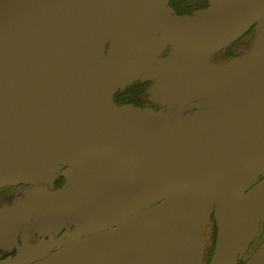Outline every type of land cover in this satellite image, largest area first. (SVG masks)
Instances as JSON below:
<instances>
[{
    "label": "water",
    "instance_id": "95a60500",
    "mask_svg": "<svg viewBox=\"0 0 264 264\" xmlns=\"http://www.w3.org/2000/svg\"><path fill=\"white\" fill-rule=\"evenodd\" d=\"M165 1L0 0V177L22 169L8 186L37 185L54 182L63 170L60 176L67 183L57 192L41 188L27 193L21 204L24 248L0 264H28L65 244L62 235L31 247L26 232L33 219L36 231L53 233L68 223L77 234L135 221L137 226L109 240L111 254L143 239L142 264H150L149 251L167 259L183 242L188 264H201V242L212 213L218 230L211 264L238 263L245 240L246 194L264 174V111L195 115L238 95L248 84L264 82V0H209L199 14L176 17L169 15ZM255 25L257 34L247 54L219 70L205 69L209 59ZM138 27L140 32L131 33ZM114 31L113 59L97 71V60ZM146 41L152 42L150 47L138 52ZM172 42L177 44L174 53H190L201 63L209 76L204 83L217 97L191 116L168 118L121 114L101 100ZM88 64L94 65L93 76L84 82ZM93 97L98 106L90 103ZM152 153H166V158L143 167L141 157ZM54 155L63 157L40 163ZM74 156L117 161L94 168L82 165L80 172ZM209 187L215 192L193 244L173 202ZM171 217L182 233L185 228V235H177L171 247H160L153 232Z\"/></svg>",
    "mask_w": 264,
    "mask_h": 264
},
{
    "label": "rangeland",
    "instance_id": "374dc122",
    "mask_svg": "<svg viewBox=\"0 0 264 264\" xmlns=\"http://www.w3.org/2000/svg\"><path fill=\"white\" fill-rule=\"evenodd\" d=\"M165 3L169 4V6L167 7L169 10V15L176 17L177 15L175 11L170 6V0H166ZM140 30H142V27L136 28L131 33L140 32ZM251 30H254L253 36L251 38V46H249L246 51H244L236 58L219 63L214 59L224 50L220 51L219 53L215 54L212 59H209V63H207L205 69L207 71L219 70L220 68L224 67L226 62L237 60L247 54L253 46V42L257 34V25L253 26ZM116 38L117 33L115 31L109 35L104 45V52L97 60V71L103 70L113 59ZM154 38H156V36ZM169 45L175 46L177 48L176 42H172ZM181 46L187 47V45H184L183 43L181 44ZM175 47L170 48L172 53L168 59L159 61L157 60V58H155L153 62L150 63V65H148L144 69H141L140 73L132 77L126 84H122L112 93L104 94L101 100L104 103L112 106L121 114L136 116L139 118H168L167 116L185 117L195 114L201 109L199 106L198 108H195V106L204 102H210L217 96H214L212 90L207 88L204 83V79L209 76L204 73L203 66L200 65L201 63L199 61H193L189 56L191 55L190 53H174L177 50L175 49ZM190 48L193 47L191 46ZM157 57H159V55ZM99 62V65H102L101 67H98ZM137 82L142 83V92L140 93V97L133 98L131 101L127 100L124 103H121V106L119 107L113 105V95L116 91H119L121 89L128 90ZM146 102L147 105L143 106ZM100 157L106 156H91L89 158L74 156L73 158L76 161L75 164H80V172H83L82 165L84 167L94 168L96 166H102L104 162L108 161L109 159L113 162L117 161L112 157L104 159ZM68 167L69 166H64L63 169L69 170ZM88 170L90 175L95 174L93 170ZM62 172L63 170L57 171L55 175H60ZM80 180H83L81 176ZM65 187H67L66 181L61 190L65 189ZM38 189H41L40 184L33 185V188L31 190L33 192L34 190ZM214 192L215 190L212 187H209L173 202L174 208L183 215V220L187 232L193 233L199 223H201L200 217L202 216V213L206 208L209 200H211ZM24 198L25 196H21V198H19V200H17L15 203L8 207L6 206V208L0 211V252L5 251V248L8 245V242L6 243L8 239H12L14 240L13 242L18 244V235L24 221L22 220L23 217H21L23 216L24 212V210L21 209V204L23 203L22 200H24ZM186 206L194 207L196 209V213L194 211H191L190 209H187ZM35 223L38 228L36 221ZM121 225L109 228L105 227L101 229H94L81 234L76 233L75 235H72L71 242L69 244H63L60 248L54 250V252H50L44 256L37 257L36 259L30 261L28 264H134L142 255L141 252L143 251V248L145 246L143 239L132 243L130 248H123L122 250H125L123 252L120 251L111 254L109 248H107L109 247L107 243L114 237L113 235H117L118 233H120L119 227ZM179 226L180 225L178 221L172 217L169 218L166 222L157 226L155 231L153 232V235H158L156 240L157 245H159L160 247H171L173 244V239H175L177 235H183ZM31 229L35 230L33 225ZM45 234L46 235H44V232H35V235H39L40 238H42L43 236H54L47 235L51 233ZM177 248L178 249L175 251V253L167 259L157 258L156 250L149 251L147 258L148 263L188 264L190 254L186 246L182 242ZM17 250L18 254H20L22 248L20 247ZM191 255L193 256V252H191ZM11 259L12 258H6L5 260H0V262L8 261Z\"/></svg>",
    "mask_w": 264,
    "mask_h": 264
},
{
    "label": "flooded vegetation",
    "instance_id": "af4514ba",
    "mask_svg": "<svg viewBox=\"0 0 264 264\" xmlns=\"http://www.w3.org/2000/svg\"><path fill=\"white\" fill-rule=\"evenodd\" d=\"M193 1L190 3L191 8L190 9H183V8H174L172 5V0H170L171 8L175 11L176 15H182V16H188V15H195L199 11L205 10L203 7L207 4L208 0L202 1L201 3L198 2V0H190ZM183 10H188L189 12L183 13ZM254 30H249L241 39L237 40L233 44H231L227 49H225L223 52H221L214 60L216 62H224L227 60H231L233 58L238 57L240 54H242L244 51H246L249 46H251V38L253 36ZM171 47L168 45L165 50L159 54V57H157V60L163 61L169 58L171 55ZM174 49V48H172ZM175 49H177L175 47ZM141 85L142 83L137 82L135 85ZM135 96L128 99V101H131L133 98L140 97ZM140 100V99H139ZM143 101V100H141ZM147 105V102L144 103L143 106ZM202 105L199 104L195 106V108H198ZM65 185V179L62 176H58L54 182L49 183H41V188L48 189L53 192H57L62 189V187ZM33 188V185H17V186H8L0 189V211L6 208V206H10L13 203H15L21 196H26L28 192H31ZM247 206H246V215H245V224H244V232L243 237L245 240L243 241L241 245V250L238 258L237 264H264V174L259 176L256 182L249 188L247 191ZM187 209H190L191 211L196 210L192 206H186ZM174 210V209H173ZM170 211H172L170 209ZM175 211V210H174ZM176 212L178 213L179 217L183 219V215L176 209ZM36 221V220H35ZM34 219L31 221L27 228L26 232V238L31 247L38 246L44 243L53 242L62 235H65L64 243L69 244L71 241L67 242L66 240L70 238L72 235L76 234V227L73 225L71 228L68 223H63L60 228L55 233L47 234V235H54V236H48V237H42L40 238L39 235H35L37 226ZM26 224L24 223L22 225V228L19 232V239L18 244L13 242L12 239L8 240V245L5 248V251L0 252V260H5L6 258H15L18 255V248H24V240H23V227ZM34 226L35 230H32L31 227ZM137 222L133 221L130 223L122 224L119 227V232L117 235H121L135 226H137ZM118 230V229H117ZM217 220L215 218V214L212 213L211 218L207 224V228L205 231V234L203 236L202 242H201V248H200V257L199 262L201 264H211L215 246L217 242ZM201 232V231H200ZM198 231H194L193 233H190V235H193V244L197 243L198 236L200 234ZM184 234V231H183ZM44 235H46L44 233ZM185 235V234H184ZM56 250V249H55ZM54 252V250L52 251ZM143 255L139 257V259L134 264H142Z\"/></svg>",
    "mask_w": 264,
    "mask_h": 264
},
{
    "label": "bare ground",
    "instance_id": "6f19581e",
    "mask_svg": "<svg viewBox=\"0 0 264 264\" xmlns=\"http://www.w3.org/2000/svg\"><path fill=\"white\" fill-rule=\"evenodd\" d=\"M136 7L137 4H135L128 12H130L131 10H135ZM151 43V41L141 42L137 51L140 52L148 49ZM93 67L94 65L91 67V64H88L85 70L83 71L81 78L84 82H87L92 78ZM238 93V95H233L220 101L211 110L200 111L195 116L199 117L215 112H228L231 110H239L245 113L264 111V82L248 84L246 87H243L242 90H239ZM90 103L93 106H98V102L94 97L90 99ZM62 157V155L50 156L42 159L40 163L48 164L57 161ZM141 158H143V162L141 163L143 167H152L154 163L160 161L162 158H166V153H152L149 155H144ZM22 172V169H17L0 177V189L10 185L13 181L12 179L14 177L20 176Z\"/></svg>",
    "mask_w": 264,
    "mask_h": 264
},
{
    "label": "trees",
    "instance_id": "16d2710c",
    "mask_svg": "<svg viewBox=\"0 0 264 264\" xmlns=\"http://www.w3.org/2000/svg\"><path fill=\"white\" fill-rule=\"evenodd\" d=\"M202 1H205V0H198V2H202ZM193 1H190V0H172V5H174L173 7L174 8H183L185 9H190L191 8V5L190 3H192ZM171 5V3H170ZM209 6V1L207 2V4L203 7L204 9L208 8ZM176 8V9H177ZM177 11L179 12V10L177 9ZM184 12L183 13H187L189 12L188 10H183ZM178 16H182V15H178ZM187 16V15H186ZM188 16H191V15H188ZM142 86L141 85H136V86H132L130 87L128 90H119V91H116L115 94L113 95V105L119 107L121 106L120 104L121 103H124L125 101H127L129 98L131 97H135V96H139L140 93L142 92Z\"/></svg>",
    "mask_w": 264,
    "mask_h": 264
}]
</instances>
